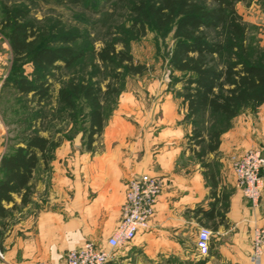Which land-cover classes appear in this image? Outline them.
<instances>
[{
  "label": "crops",
  "instance_id": "1",
  "mask_svg": "<svg viewBox=\"0 0 264 264\" xmlns=\"http://www.w3.org/2000/svg\"><path fill=\"white\" fill-rule=\"evenodd\" d=\"M179 103L165 100L154 119L139 109L136 123L119 109L105 120L92 152L72 155L71 168L59 156L51 172L42 171L35 184L42 202L23 203L24 189L12 193V201L3 202L4 216L15 210L17 220L4 232L0 264L63 263L70 249L86 242L109 249L129 182L142 174L161 181L155 212L147 228L111 250L106 264H252V232L264 226V188L254 205L237 183L232 159L258 149L264 115L261 125L248 118L205 134L187 117L184 100V109ZM216 132L218 145L211 149ZM41 163L46 167L41 161L37 168ZM203 227L211 231L207 254L197 247Z\"/></svg>",
  "mask_w": 264,
  "mask_h": 264
},
{
  "label": "rangeland",
  "instance_id": "2",
  "mask_svg": "<svg viewBox=\"0 0 264 264\" xmlns=\"http://www.w3.org/2000/svg\"><path fill=\"white\" fill-rule=\"evenodd\" d=\"M136 1L83 0L75 4L71 0H0L11 6L25 7L28 19L40 29L48 31L57 26L76 32L78 39L72 45L81 53L72 67L58 62L56 68L49 69L42 77L49 86L45 99H39L32 92H21L15 86L20 76L34 81L35 76L43 73H39L31 61L23 64L14 61L10 43L2 30L0 12V162L5 154L25 145L24 138L31 133L50 136L54 141L61 142L53 151L49 164L44 167L41 163L36 169L30 202H42L41 192L36 191L35 184L39 182L42 171H52L57 157L61 156L63 165L71 168L74 162L73 158L70 159L72 155L92 152L93 143H99L102 138L105 127L95 135L92 146H89L90 109L87 99L77 96L74 107H67L59 97L60 90L73 79H89L100 88V100L107 121L113 119L119 109L133 123L138 121V110L144 108L147 117L154 119L155 115H159L162 103L171 98L179 101V107L184 109V83L178 79L183 75L174 69L171 62L175 44L173 31H160L151 22L144 35L132 30L131 6ZM236 7L249 27L250 48L264 52V0L238 2ZM111 41L115 42L117 51H129L134 65L142 67V72L128 71L125 64L102 63L96 53ZM58 44L61 43L55 39L53 45ZM263 115L264 104L257 108L246 107L230 123H246L248 118H252L261 125ZM226 123L224 117L207 112L195 126L208 134L214 127H225ZM258 141V149L264 148V133L259 134ZM3 176L0 165V179ZM16 220L15 210L0 217V246L4 232L10 225H15Z\"/></svg>",
  "mask_w": 264,
  "mask_h": 264
},
{
  "label": "trees",
  "instance_id": "3",
  "mask_svg": "<svg viewBox=\"0 0 264 264\" xmlns=\"http://www.w3.org/2000/svg\"><path fill=\"white\" fill-rule=\"evenodd\" d=\"M80 4L83 0H71ZM247 0H137L131 6V26L140 35L151 22L160 31L172 30L175 44L171 62L182 73L183 100L187 117L194 125L207 113L230 121L243 108L264 104V52H256L248 43L249 27L238 13L237 3ZM2 30L16 63L31 61L43 75L35 80L20 76L15 86L23 93H34L39 99L47 97L49 86L42 77L58 62L72 67L81 57L72 44L78 34L68 28L53 26L45 31L28 19L25 7L0 2ZM55 39L61 44L53 45ZM102 63L120 65L133 73L142 72L135 66L129 51H117L115 42H106L97 53ZM101 90L89 79L72 80L62 88L59 97L67 107L81 96L89 101V146L104 127L105 115L100 100ZM195 135L201 131L195 127ZM219 132L211 137V149L218 145ZM23 146L5 154L0 162L4 173L0 179V216L6 209L3 202L12 201V193L24 189L22 202L32 193L31 180L41 161L48 164L53 151L60 145L50 136L31 133Z\"/></svg>",
  "mask_w": 264,
  "mask_h": 264
},
{
  "label": "built area",
  "instance_id": "4",
  "mask_svg": "<svg viewBox=\"0 0 264 264\" xmlns=\"http://www.w3.org/2000/svg\"><path fill=\"white\" fill-rule=\"evenodd\" d=\"M262 149H250L233 156L232 168L238 185L246 198L258 205L264 188V159ZM161 181L158 177L142 174L133 178L128 185L122 218L114 233L108 239L109 249L94 242H86L79 248L70 249L63 263L36 260L31 264H106L112 258L114 248L129 243L139 231L147 228L155 212V204L160 191ZM211 231L201 228L197 247L202 254H207L210 247ZM252 264H263L264 226H255L252 232Z\"/></svg>",
  "mask_w": 264,
  "mask_h": 264
},
{
  "label": "water",
  "instance_id": "5",
  "mask_svg": "<svg viewBox=\"0 0 264 264\" xmlns=\"http://www.w3.org/2000/svg\"><path fill=\"white\" fill-rule=\"evenodd\" d=\"M262 158L264 159V151L262 152Z\"/></svg>",
  "mask_w": 264,
  "mask_h": 264
}]
</instances>
